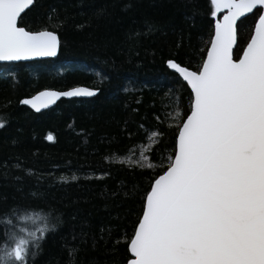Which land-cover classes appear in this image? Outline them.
<instances>
[{"label": "trees", "instance_id": "1", "mask_svg": "<svg viewBox=\"0 0 264 264\" xmlns=\"http://www.w3.org/2000/svg\"><path fill=\"white\" fill-rule=\"evenodd\" d=\"M26 12L32 30L55 28L61 47L56 58L0 63V117L7 120L0 128V212L35 205L20 215L54 210L59 217L35 264H68L70 248L79 249L76 264H121L131 258L127 238L155 173L120 161L146 152L159 165V154L171 151L176 108L162 107L169 103L162 85L175 76L166 62L195 69L210 46V0H35ZM251 29L250 15L238 24L234 58ZM77 86L99 94L63 99L41 113L21 103L44 89ZM189 92L177 93L181 111Z\"/></svg>", "mask_w": 264, "mask_h": 264}, {"label": "snow or ice", "instance_id": "2", "mask_svg": "<svg viewBox=\"0 0 264 264\" xmlns=\"http://www.w3.org/2000/svg\"><path fill=\"white\" fill-rule=\"evenodd\" d=\"M34 3L0 0V61L58 55L57 30L48 25L32 30L25 19ZM222 9V19L217 18ZM246 14L252 17L250 37L234 58L238 21L248 19ZM210 16L216 18L210 22V46L201 50L195 69L175 59L166 62L175 76L174 83L162 85L169 101L162 107L174 103L176 108L170 117L176 121L171 151L159 154V165L148 162L146 152L120 161L155 173L148 178L134 232L127 238L131 258L121 264H264V0H210ZM146 27L151 31L154 25L146 22ZM187 89V108L181 111L177 93ZM98 91L74 88L39 95L54 103L60 96L92 97ZM37 99L21 103L39 111ZM6 123L0 117V128ZM158 135L162 139L164 134L151 132L153 138ZM47 139L54 136L49 133ZM35 207L17 204L0 212V264H35L41 245L56 232L54 210L20 215L21 209L27 213ZM17 217L39 226L29 230ZM78 251L69 249L68 264H76Z\"/></svg>", "mask_w": 264, "mask_h": 264}, {"label": "water", "instance_id": "3", "mask_svg": "<svg viewBox=\"0 0 264 264\" xmlns=\"http://www.w3.org/2000/svg\"><path fill=\"white\" fill-rule=\"evenodd\" d=\"M27 11V10H26ZM226 10L222 9L220 13H218L217 15V18H221L222 19V16L224 14ZM23 15V14H22ZM246 16H250V14H246ZM216 18H214L215 20ZM238 24H239V21H238ZM237 41H238V36H237ZM238 45V44H237ZM237 45H234V52H235V49L237 47ZM60 51V49H59ZM59 51H58V54H59ZM58 56V55H57ZM56 56V57H57ZM56 57H38V58H32V59H28V60H20V61H10V62H5V61H0V63H19V62H29V61H34V60H42V59H49V58H56ZM183 66V65H182ZM172 71V70H171ZM186 83V82H185ZM74 88H90V87H87V86H77V87H74ZM74 88H71V89H68V90H63V91H60V90H56V89H44V90H41L40 92L36 93L35 95H33L32 97L28 98V99H31L33 97H38V99L36 100V104H37V107H39V111H37L35 108H33L30 104H26L27 107L31 108L34 112L36 113H41V112H44V111H47L53 107H55L61 100L63 99H67V100H71V99H90V98H94L96 97L98 94H99V91L97 93V95L95 96H92V97H87V96H72V97H65V96H60L58 98H55V101L54 103H48L47 100L43 97H40V93L41 92H47V91H55V92H64V91H70ZM47 105V106H42V105Z\"/></svg>", "mask_w": 264, "mask_h": 264}, {"label": "rangeland", "instance_id": "4", "mask_svg": "<svg viewBox=\"0 0 264 264\" xmlns=\"http://www.w3.org/2000/svg\"><path fill=\"white\" fill-rule=\"evenodd\" d=\"M37 222L33 221V220H27V221H23L21 226L22 227H27L29 230H34L35 226H36Z\"/></svg>", "mask_w": 264, "mask_h": 264}]
</instances>
